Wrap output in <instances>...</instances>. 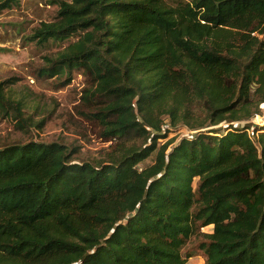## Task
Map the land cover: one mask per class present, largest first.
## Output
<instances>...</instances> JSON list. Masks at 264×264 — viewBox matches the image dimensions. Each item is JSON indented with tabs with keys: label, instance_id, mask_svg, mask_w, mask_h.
Masks as SVG:
<instances>
[{
	"label": "trees",
	"instance_id": "1",
	"mask_svg": "<svg viewBox=\"0 0 264 264\" xmlns=\"http://www.w3.org/2000/svg\"><path fill=\"white\" fill-rule=\"evenodd\" d=\"M73 34L42 71H82L110 144L80 163L62 143L0 147V264H187L198 237L204 264H264V132L206 130L260 112L264 0H61L33 38ZM3 86L0 114L28 124ZM180 125L195 133L159 143Z\"/></svg>",
	"mask_w": 264,
	"mask_h": 264
},
{
	"label": "rangeland",
	"instance_id": "2",
	"mask_svg": "<svg viewBox=\"0 0 264 264\" xmlns=\"http://www.w3.org/2000/svg\"><path fill=\"white\" fill-rule=\"evenodd\" d=\"M60 1L19 0L11 8H0V82L4 83L5 95L22 100L24 116L31 119L28 124L21 125L17 123L15 113L8 117L0 114V147L31 140L39 143L57 142L67 145L70 149L77 147L79 151L75 160L80 163L103 157L102 150L110 142L99 135V127L85 114L81 96L87 85V78L82 71L73 70L71 80L67 84V75L50 77L42 71V68L47 66V57L56 56L79 37L78 34H73L64 41L51 39L47 43H40L33 38L41 22L55 19ZM237 122H245L246 125L258 127L257 130L264 132L262 113ZM227 125H230V122L208 126L206 130L215 128L218 132L226 133ZM193 133L195 131L180 125L170 128L167 137L160 138L159 143L172 138L177 143ZM261 134L262 132H256L254 138L259 147ZM153 156L140 166L152 163ZM203 231L212 232L213 225L204 227ZM201 240L202 238L198 237L188 242L186 251L193 256L187 264L205 263V253L199 249Z\"/></svg>",
	"mask_w": 264,
	"mask_h": 264
},
{
	"label": "built area",
	"instance_id": "3",
	"mask_svg": "<svg viewBox=\"0 0 264 264\" xmlns=\"http://www.w3.org/2000/svg\"><path fill=\"white\" fill-rule=\"evenodd\" d=\"M259 110H260V112L258 113V114H260V113H262L263 115H264V102H261L260 104H259ZM223 123H227V122H223ZM230 124H232L235 128H243V127H245V122H231ZM228 126V125H227ZM252 127V126H251ZM166 128H169V125H166ZM254 128L255 127H252V128H250V129H246L251 135H254V134H256L255 132H254ZM252 129V130H251ZM256 132H261L260 130H255Z\"/></svg>",
	"mask_w": 264,
	"mask_h": 264
}]
</instances>
